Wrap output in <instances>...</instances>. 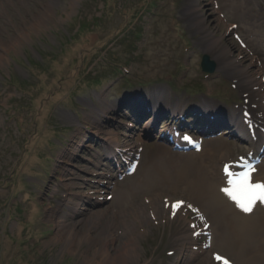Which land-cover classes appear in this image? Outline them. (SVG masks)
I'll return each instance as SVG.
<instances>
[{
  "label": "rangeland",
  "instance_id": "rangeland-1",
  "mask_svg": "<svg viewBox=\"0 0 264 264\" xmlns=\"http://www.w3.org/2000/svg\"><path fill=\"white\" fill-rule=\"evenodd\" d=\"M159 146L261 182L264 0H0V264H249Z\"/></svg>",
  "mask_w": 264,
  "mask_h": 264
},
{
  "label": "bare ground",
  "instance_id": "bare-ground-1",
  "mask_svg": "<svg viewBox=\"0 0 264 264\" xmlns=\"http://www.w3.org/2000/svg\"><path fill=\"white\" fill-rule=\"evenodd\" d=\"M160 99L158 95L155 97L152 101L153 107L159 103L158 100L160 101ZM157 110L155 109V111ZM171 116L173 120H176L174 115ZM229 119L233 121L232 118ZM233 122L235 125H239L238 120ZM109 141L111 153L115 154L112 141ZM157 154L161 164L162 162L171 164V170L164 169L166 172L163 177L170 176L172 178L173 193L178 192V189L183 187L184 195L195 202L203 213L210 212V222L217 230L216 241L222 245L223 249L237 257H246L250 260L249 264H254V258L264 254V203L257 201L252 211L245 213L236 207L234 202L221 191L222 188L227 186L223 166L225 164L229 165L228 161L221 158L225 161L217 164L219 155L212 148L202 149L199 153L193 154L192 158L190 157L184 163L181 162L178 165L173 164V158L166 148L159 146ZM204 155L207 156L208 162L202 160ZM261 183H264V176ZM58 236L63 237L62 239L66 242L68 250L73 245L78 244L75 233L71 230H65L63 234H58ZM99 251L101 259L96 264H124L126 262V256L121 254L110 256L104 246Z\"/></svg>",
  "mask_w": 264,
  "mask_h": 264
},
{
  "label": "snow or ice",
  "instance_id": "snow-or-ice-1",
  "mask_svg": "<svg viewBox=\"0 0 264 264\" xmlns=\"http://www.w3.org/2000/svg\"><path fill=\"white\" fill-rule=\"evenodd\" d=\"M185 139H187V137H185ZM239 167L242 170L231 171L230 165L225 164L223 166V173L226 178L227 186L222 188L221 191L234 202L236 207L248 213L252 211L257 201L264 203V183L253 182V170L250 166L245 165L243 161L240 162ZM182 203V201H178L171 205L173 214L181 208ZM189 207L191 208V205H189ZM193 211H195V209H193ZM214 259L220 262V264H230L226 258L218 254L214 256Z\"/></svg>",
  "mask_w": 264,
  "mask_h": 264
},
{
  "label": "water",
  "instance_id": "water-1",
  "mask_svg": "<svg viewBox=\"0 0 264 264\" xmlns=\"http://www.w3.org/2000/svg\"><path fill=\"white\" fill-rule=\"evenodd\" d=\"M200 66L205 73H213L216 69V63L213 62L207 54L203 55Z\"/></svg>",
  "mask_w": 264,
  "mask_h": 264
}]
</instances>
